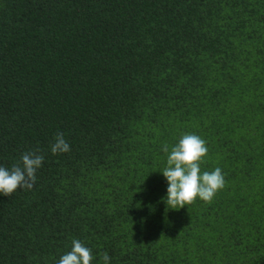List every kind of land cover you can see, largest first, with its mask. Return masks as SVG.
I'll return each mask as SVG.
<instances>
[{
    "label": "trees",
    "instance_id": "trees-1",
    "mask_svg": "<svg viewBox=\"0 0 264 264\" xmlns=\"http://www.w3.org/2000/svg\"><path fill=\"white\" fill-rule=\"evenodd\" d=\"M184 134L225 186L176 210ZM36 149L34 187L0 194V264L73 239L91 264H264V0H0V166Z\"/></svg>",
    "mask_w": 264,
    "mask_h": 264
},
{
    "label": "clouds",
    "instance_id": "clouds-1",
    "mask_svg": "<svg viewBox=\"0 0 264 264\" xmlns=\"http://www.w3.org/2000/svg\"><path fill=\"white\" fill-rule=\"evenodd\" d=\"M70 145L64 134L58 132L51 145L52 154L67 153ZM162 151L168 153L167 145ZM208 153L206 141L196 134H184L178 144L171 148L167 157V166L162 174L168 187L164 198L166 205L172 209L184 208L193 203L197 197L205 202H211L215 194L224 188L225 177L222 169L217 167L214 171L201 173L202 158ZM44 155L39 149L22 154L18 163L11 169L0 166V194L10 196L17 189L31 190L36 182V171L42 166ZM110 256L102 253L104 264H110ZM92 251L79 239L72 240L71 251L62 255L57 264H91Z\"/></svg>",
    "mask_w": 264,
    "mask_h": 264
}]
</instances>
